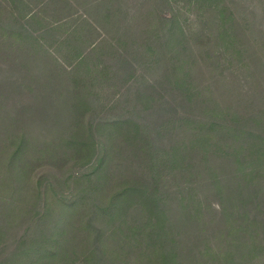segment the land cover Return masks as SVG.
Masks as SVG:
<instances>
[{
    "label": "trees",
    "instance_id": "16d2710c",
    "mask_svg": "<svg viewBox=\"0 0 264 264\" xmlns=\"http://www.w3.org/2000/svg\"><path fill=\"white\" fill-rule=\"evenodd\" d=\"M0 0V264H264V0Z\"/></svg>",
    "mask_w": 264,
    "mask_h": 264
},
{
    "label": "rangeland",
    "instance_id": "374dc122",
    "mask_svg": "<svg viewBox=\"0 0 264 264\" xmlns=\"http://www.w3.org/2000/svg\"><path fill=\"white\" fill-rule=\"evenodd\" d=\"M257 0H253L252 2L255 3Z\"/></svg>",
    "mask_w": 264,
    "mask_h": 264
}]
</instances>
